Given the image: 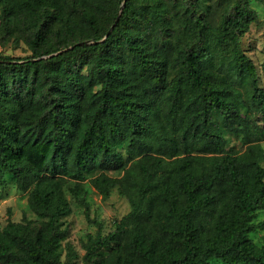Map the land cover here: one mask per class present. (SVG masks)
Masks as SVG:
<instances>
[{
  "label": "trees",
  "instance_id": "16d2710c",
  "mask_svg": "<svg viewBox=\"0 0 264 264\" xmlns=\"http://www.w3.org/2000/svg\"><path fill=\"white\" fill-rule=\"evenodd\" d=\"M122 1L0 0V42L30 50L0 51V185L34 214L0 227V264L78 258L61 219L75 201L98 223L89 186L129 210L85 234L82 264H264V86L241 44L257 10Z\"/></svg>",
  "mask_w": 264,
  "mask_h": 264
},
{
  "label": "rangeland",
  "instance_id": "374dc122",
  "mask_svg": "<svg viewBox=\"0 0 264 264\" xmlns=\"http://www.w3.org/2000/svg\"><path fill=\"white\" fill-rule=\"evenodd\" d=\"M231 1L200 0L199 3L202 6L201 8H205L212 16H216ZM250 5L257 10L259 21L253 22L249 29L241 35V44L244 52L253 59L257 66L259 85L264 86V72L261 68V63L264 60V2L250 0ZM0 51L12 55H26L30 53V50L26 47L22 39L19 42L13 39L4 43L0 42ZM225 137V146L227 149L236 150L243 145L240 136L226 132ZM261 143L264 145V139ZM68 197L70 198V194H68ZM87 202L89 204L90 218L98 220L102 232L112 230L115 222L129 210L127 199L120 195L116 189L111 192L107 199H102L100 194L92 186H89ZM25 215L34 217L33 212L28 206L27 193L16 187L14 177L11 174H6L3 183L0 185V227L8 220L20 221ZM256 220H262L264 222V210L258 212ZM98 223L90 221L85 215L84 207L73 201L71 213L63 216L61 219V227L66 228L64 243L70 242L80 257L84 252L81 244L85 238V234L87 232L94 233L99 228ZM250 236L257 243H263L264 225L257 231L250 233ZM65 252L66 249L62 253L63 260L66 259ZM79 257L69 260L68 264H82V260Z\"/></svg>",
  "mask_w": 264,
  "mask_h": 264
},
{
  "label": "water",
  "instance_id": "95a60500",
  "mask_svg": "<svg viewBox=\"0 0 264 264\" xmlns=\"http://www.w3.org/2000/svg\"><path fill=\"white\" fill-rule=\"evenodd\" d=\"M124 2H125V0H123V1H122L121 8H122V6H123Z\"/></svg>",
  "mask_w": 264,
  "mask_h": 264
}]
</instances>
